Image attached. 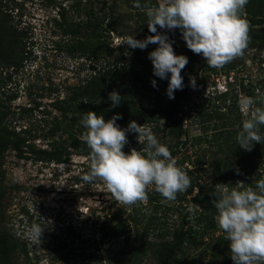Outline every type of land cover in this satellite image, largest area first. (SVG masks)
<instances>
[{
    "label": "trees",
    "instance_id": "16d2710c",
    "mask_svg": "<svg viewBox=\"0 0 264 264\" xmlns=\"http://www.w3.org/2000/svg\"><path fill=\"white\" fill-rule=\"evenodd\" d=\"M47 1L49 4L66 3L54 19L65 40L56 46L69 53L77 50L86 55L95 71L80 84L67 87L65 95L53 103L60 118L50 131L52 136L60 133L62 141L54 140L47 149L36 148L23 134L3 125L1 116L0 154L12 148L19 158L29 153L36 161L66 163L72 155L70 149L89 156V149L82 139L85 129L80 124L85 112L93 111L104 116L105 120L119 113L122 116L117 121L119 125L137 118H162L163 129L179 141V149L189 150V144L193 151V155L181 158L178 164L190 176L191 187L178 193L174 201H165L154 186L147 189L146 200L133 205L111 201L110 207L103 210L95 224H99L105 251L119 256L109 257L102 264H143L148 255L154 259V264H198V258L207 253L211 255L208 264H213L214 260L217 264L218 259L222 260L220 264H233L223 231L210 234L218 228L214 219L216 210L211 203L215 197L211 193L214 186L221 183L231 187L242 182V187H254L255 180L264 176V143L254 144L251 151L239 148L235 137L239 130L237 125L244 118L237 106L228 103L227 95L221 93L205 98L187 112L200 125V134L190 137L179 116L185 113L187 76L181 72L185 87L176 90L174 99H169L166 95L168 81L153 75L146 49L125 50L110 45L108 36L116 10L114 3L107 0ZM150 1L142 0L141 3L150 5ZM68 10L75 13L77 20L67 18ZM244 16V19H250L251 27L263 25L264 0H248ZM83 34L90 36L91 40L82 37ZM25 37L22 29L0 26V63L19 67L26 60ZM7 44L11 45L13 52L19 53L7 57L3 51ZM248 45H264V34L249 31ZM199 55L191 52L188 61L197 63ZM199 67L215 69L208 67L205 59ZM153 79L157 82L156 88L151 84ZM113 90L122 97L120 105L115 108L107 99ZM2 108L4 103L0 100ZM261 132H264V126H261ZM123 151L128 152L125 148ZM240 166L244 168L239 169ZM15 238L13 233L0 228V264L13 263L12 257L18 246ZM23 246L25 250L26 246ZM191 250L196 253L190 254Z\"/></svg>",
    "mask_w": 264,
    "mask_h": 264
},
{
    "label": "rangeland",
    "instance_id": "374dc122",
    "mask_svg": "<svg viewBox=\"0 0 264 264\" xmlns=\"http://www.w3.org/2000/svg\"><path fill=\"white\" fill-rule=\"evenodd\" d=\"M107 1L116 6L110 24L112 31L108 36L110 45L127 50L129 47L124 45L127 35L136 39L154 35L148 31L145 13L133 6V0ZM150 3L147 5L156 6L158 0H151ZM65 4L58 1L49 4L47 0H0V26L22 29L28 52L19 67L0 63V100L4 103L0 119L2 116L3 125L23 134L28 143L41 149L49 148L54 140L62 141L60 133L52 136L50 131L60 118L53 103L65 95L67 87L80 84L95 71L94 64L86 55L77 50L69 53L56 46L65 41L54 23ZM67 18L77 20L75 13L69 10ZM247 20L249 31L264 34V24L251 27L248 17ZM158 31L166 32L174 41L175 54L188 58L192 51L186 47L178 29L167 31L158 27ZM82 37L91 40L87 34ZM157 46L150 44L146 50L151 52ZM3 51L7 57L19 53L13 52L8 44L3 46ZM199 56L197 63L188 61L181 71L188 81L185 113L179 116L190 137L200 134V125L187 112L205 98L226 94L228 103L237 106L241 96L259 97L264 91V45H248L242 55L219 69L200 68L204 58ZM190 77L196 79L195 89L188 86ZM242 117L248 118L247 114H242ZM134 120L139 125L151 127L159 141L170 147L177 165L181 158L193 155L189 144V150L179 149V141L163 129L162 118ZM135 137V133L127 135L128 143L124 148L128 152L133 148L139 151L143 147V143L139 144ZM70 150V160L60 164L36 161L29 153L19 158L12 148L0 154V228L13 233L18 241L12 264H102L109 257L119 256L105 251V245L100 240L99 224H95L103 210L109 208L110 202L115 199L99 178L93 182L81 180V176L89 170V156ZM32 223L41 225V241L25 236ZM219 233V228L210 232L211 235ZM189 253L194 254L196 250ZM198 260V264H208L211 255H201ZM221 261L218 259L217 264ZM143 264H154V259L148 255ZM213 264H216L215 260Z\"/></svg>",
    "mask_w": 264,
    "mask_h": 264
},
{
    "label": "clouds",
    "instance_id": "9594fccd",
    "mask_svg": "<svg viewBox=\"0 0 264 264\" xmlns=\"http://www.w3.org/2000/svg\"><path fill=\"white\" fill-rule=\"evenodd\" d=\"M247 4L248 0H158L156 6H142L141 0H133V6L145 13L148 31L154 35L144 39L127 35L124 45L140 50L150 44L158 45L147 58L153 75L168 81L166 95L174 99V92L185 87L181 71L188 58L175 54L174 41L158 27L167 31L178 29L189 50L202 55L208 67L219 69L242 55L248 46L249 26L243 18ZM151 84L157 87L155 79ZM188 86L196 88L195 77L189 78ZM121 98L115 90L107 97L113 108L120 105ZM237 106L248 118L237 125L235 139L239 148L251 151L254 144L264 143V95H243ZM120 119L119 113L107 120L93 111L82 116V139L89 149L90 167L81 180L93 182L99 178L113 198L126 206L146 200L150 186L165 201H174L178 193L187 191L191 187L190 176L177 165L176 158L151 127L135 120L121 127L117 123ZM129 133H135L139 144L143 143L139 151H123ZM242 185L237 182L231 187L222 183L214 186V219L229 242L233 264H264V176L255 180L254 187ZM42 235L37 223L25 231V236L34 241H41Z\"/></svg>",
    "mask_w": 264,
    "mask_h": 264
}]
</instances>
